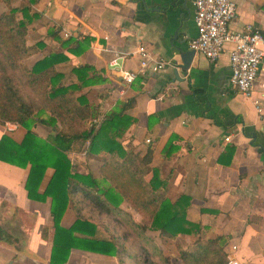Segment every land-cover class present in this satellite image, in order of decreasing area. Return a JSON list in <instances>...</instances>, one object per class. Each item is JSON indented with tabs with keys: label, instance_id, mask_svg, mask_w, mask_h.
I'll return each instance as SVG.
<instances>
[{
	"label": "crops",
	"instance_id": "obj_1",
	"mask_svg": "<svg viewBox=\"0 0 264 264\" xmlns=\"http://www.w3.org/2000/svg\"><path fill=\"white\" fill-rule=\"evenodd\" d=\"M4 1L6 10L27 7L25 44L42 43L25 64L30 66L51 51L63 53L67 59L54 68L64 85L76 82L73 67L89 66L86 75L93 82L80 86L75 94H83L97 110L92 122L99 123L108 112L118 113L123 124L128 118L115 140L125 153L137 152L156 170L165 199H188L184 218L198 227L172 238L161 236L156 229L141 231L132 226V222L139 223V215L121 203L126 216L118 214L117 233L110 228L108 214L83 215L101 218L90 237L112 240L117 252L108 255L73 246L62 264H139L136 254L140 251L152 249L156 255L174 249L178 255L179 250L193 249L196 238L216 237L223 238L225 258L264 264V59L249 96L234 91L228 83L229 45L213 61L193 51L181 73L179 53L189 49L188 42L196 34L192 0ZM232 1L236 9L229 30L241 31L251 25L264 34V0ZM50 30L61 40L91 39L75 55L62 48ZM139 46L150 59L149 65L158 59L166 61L163 69L152 73L141 68ZM114 59L112 66L109 62ZM123 71L134 73L130 83L122 79ZM31 130L41 138L53 133L51 127L38 122ZM24 132L18 124L0 125V135L15 142ZM66 155L71 171L96 177L104 152L92 156L83 150ZM51 173L49 167L44 170L37 192L43 190ZM26 174L27 166L0 161V264H49L50 199L40 202L26 197ZM77 214L68 199L59 225L67 228ZM166 263L183 264L179 256L168 257Z\"/></svg>",
	"mask_w": 264,
	"mask_h": 264
},
{
	"label": "trees",
	"instance_id": "obj_2",
	"mask_svg": "<svg viewBox=\"0 0 264 264\" xmlns=\"http://www.w3.org/2000/svg\"><path fill=\"white\" fill-rule=\"evenodd\" d=\"M24 20H27V7L10 8L0 13V125L9 122L25 129L19 142L8 135H0V161L20 168L27 166L23 183L27 198L40 202L46 197L50 199L53 234L49 264H62L67 250L73 246L108 255L118 250L112 240L90 237L98 224L94 218L77 214L67 228L59 225L68 199L75 212H79L78 199H85L117 222L118 214L125 215L120 208L124 203L140 217L139 223L132 222V226L141 231L146 228L159 230V234L167 238L197 230L196 224L184 218L188 199L174 202L165 199L156 170L151 169L137 152L125 153L115 140L129 119L123 124L118 113L108 112L99 123L92 122L98 115L97 110L87 103L83 94H75L80 86L92 84V79L86 75L89 66L73 67L71 71L76 82L64 85L61 74L54 68L57 62L67 59L63 53L51 51L30 66L25 64L24 60L42 43L25 44ZM49 34L62 48L75 55L85 50L91 39L67 37L61 40L53 30ZM34 122L51 127L53 133L46 138L39 137L31 130ZM83 150L92 156L104 152L98 161L96 177L90 172L78 173L70 169L66 154ZM48 167L52 173L43 190L37 192ZM73 232L82 236H75ZM194 243L190 251H178L183 264H225L222 237L196 238Z\"/></svg>",
	"mask_w": 264,
	"mask_h": 264
},
{
	"label": "built area",
	"instance_id": "obj_3",
	"mask_svg": "<svg viewBox=\"0 0 264 264\" xmlns=\"http://www.w3.org/2000/svg\"><path fill=\"white\" fill-rule=\"evenodd\" d=\"M192 21L196 34L188 42V48L201 54L207 60H215L228 48L230 87L243 96H249L258 71L259 64L264 59V34L251 25H246L241 31H231L228 22L235 15V3L232 0H192ZM139 65L147 67L150 72L163 69L166 61L158 59L151 61L145 57L142 46L137 49ZM116 57H119L115 55ZM115 65V59L109 62ZM122 79L130 83L134 78L132 71H123ZM254 104L257 101H253ZM148 141V139H146ZM225 264H241L235 259L226 257Z\"/></svg>",
	"mask_w": 264,
	"mask_h": 264
},
{
	"label": "rangeland",
	"instance_id": "obj_4",
	"mask_svg": "<svg viewBox=\"0 0 264 264\" xmlns=\"http://www.w3.org/2000/svg\"><path fill=\"white\" fill-rule=\"evenodd\" d=\"M4 3H5L4 0H0V13L1 12L6 13L8 10V8L7 10L5 9ZM26 64L28 65L29 63L26 62ZM11 185H12V182H10V188L12 187ZM78 208H79V214H82V215L84 214L92 215V213H100L99 212L100 210L97 207L93 206L91 203H89L85 199H78ZM94 219L97 221V223L101 222V218L99 216L95 217ZM110 225H111L110 228L115 229V230H112L113 233H117L118 222L115 221L114 219H111ZM136 257L138 259L139 264H165V262H168V257L176 259L178 255H177V252L174 251V249L170 251L167 249V250H164L163 253H158L156 255L154 254V251H152V249H149L147 253H145V251H140L138 254H136ZM225 262H226V258H225Z\"/></svg>",
	"mask_w": 264,
	"mask_h": 264
},
{
	"label": "water",
	"instance_id": "obj_5",
	"mask_svg": "<svg viewBox=\"0 0 264 264\" xmlns=\"http://www.w3.org/2000/svg\"><path fill=\"white\" fill-rule=\"evenodd\" d=\"M192 55H193V50L191 49L179 53V58L181 63L178 65V68L180 69L181 73H183L184 70L188 67ZM173 75L176 76L174 70H173Z\"/></svg>",
	"mask_w": 264,
	"mask_h": 264
}]
</instances>
